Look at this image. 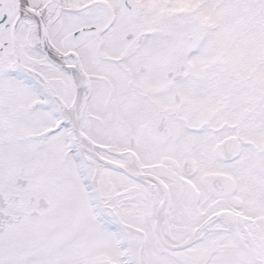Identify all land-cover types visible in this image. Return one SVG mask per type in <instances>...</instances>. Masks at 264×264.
Masks as SVG:
<instances>
[{
    "label": "snow or ice",
    "instance_id": "snow-or-ice-1",
    "mask_svg": "<svg viewBox=\"0 0 264 264\" xmlns=\"http://www.w3.org/2000/svg\"><path fill=\"white\" fill-rule=\"evenodd\" d=\"M0 264H264V0H0Z\"/></svg>",
    "mask_w": 264,
    "mask_h": 264
}]
</instances>
